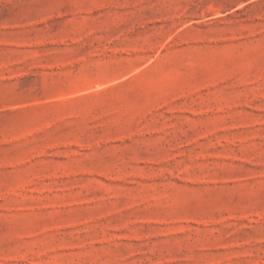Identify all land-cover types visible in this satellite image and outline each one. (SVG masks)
Returning a JSON list of instances; mask_svg holds the SVG:
<instances>
[{
	"label": "rangeland",
	"instance_id": "374dc122",
	"mask_svg": "<svg viewBox=\"0 0 264 264\" xmlns=\"http://www.w3.org/2000/svg\"><path fill=\"white\" fill-rule=\"evenodd\" d=\"M0 264H264V0H0Z\"/></svg>",
	"mask_w": 264,
	"mask_h": 264
}]
</instances>
